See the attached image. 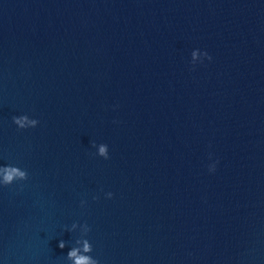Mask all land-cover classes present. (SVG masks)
Segmentation results:
<instances>
[{"label": "water", "instance_id": "95a60500", "mask_svg": "<svg viewBox=\"0 0 264 264\" xmlns=\"http://www.w3.org/2000/svg\"><path fill=\"white\" fill-rule=\"evenodd\" d=\"M4 165L0 264H264V0H0Z\"/></svg>", "mask_w": 264, "mask_h": 264}, {"label": "clouds", "instance_id": "9594fccd", "mask_svg": "<svg viewBox=\"0 0 264 264\" xmlns=\"http://www.w3.org/2000/svg\"><path fill=\"white\" fill-rule=\"evenodd\" d=\"M200 53L202 54V59L200 62H203L204 58H207L208 60H212V56L205 50L201 51L200 49H195V51H192L191 56L192 60L191 63L195 65V58L197 54ZM13 122L19 126V129H26V128H34L36 127L40 121L35 118H30L27 114L24 115H19V116H13ZM109 146H101L100 148V153L105 157V159H109V151H108ZM211 157V154H210ZM219 163V161H215L212 164L209 165V171L210 172H215L216 171V166ZM28 172L26 169H22L19 166H14V165H4L0 166V184L4 186L11 185L17 181H25L28 179ZM108 198H112L114 196V193L108 192L106 193ZM94 199H99V197H94ZM81 204H85V201H82ZM88 231H91L90 225H88L85 222ZM66 246V242L63 240L59 241V247L63 249ZM93 251V245L89 243L87 239L84 240L83 242V253H91ZM68 259L73 261V264H100V260L98 258H95L91 255H85L81 253L80 248H72L68 254H67Z\"/></svg>", "mask_w": 264, "mask_h": 264}]
</instances>
